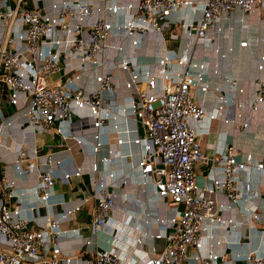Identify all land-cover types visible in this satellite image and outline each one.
<instances>
[{"label":"built area","instance_id":"2783aa9c","mask_svg":"<svg viewBox=\"0 0 264 264\" xmlns=\"http://www.w3.org/2000/svg\"><path fill=\"white\" fill-rule=\"evenodd\" d=\"M257 6L264 7V0H204L198 6L191 0H138L108 7L84 0H0V86H9L6 102L26 118L9 120L0 107V264H264L259 250L264 247V230L257 249L249 239L243 254L220 251L215 233L221 225L244 227L262 220L255 201L264 186V156L243 154L226 136L213 147L201 139L212 129L201 130L205 120L250 130L264 111V78L257 81L247 113L230 115L231 107L243 103L226 95L232 98L244 89L230 80L212 85L208 76L219 69L195 60L193 42L185 43L181 55L166 52L155 64L141 65L126 52L128 44L141 48L149 32L160 34L167 44L170 18L180 7H189L200 8L201 16L181 23L184 31L192 36L195 28L198 42L222 54L217 36L209 31L234 12L240 29L246 30V17ZM263 68L264 55L259 65ZM91 72L97 86L88 90L79 81ZM121 82L129 94L120 111L132 124L126 128L127 138L119 137L115 145L129 146L131 170L117 173L107 168L110 159L103 152L112 144L111 134L119 132L113 113L119 110ZM211 92L217 101L213 107L206 104ZM74 108L88 110L89 115L76 119ZM37 131L75 139L101 156L103 169L95 162L62 171L65 162L57 152H43L28 142ZM253 170L258 177L251 178ZM85 172L94 176L93 194L72 205L63 199L52 201L60 176L68 181ZM132 176L146 179L143 185L152 184L149 210L138 214L124 207L122 219L111 223L117 206L113 188L119 178L126 184ZM32 178V199L26 203L20 182ZM92 202L94 220L87 245L103 233L109 246L97 248L86 262L78 254L63 255L61 238H84L78 228L63 226ZM159 203L163 207L157 214ZM233 207L242 219L226 216ZM157 238L165 239L162 252L142 249L147 239Z\"/></svg>","mask_w":264,"mask_h":264},{"label":"crops","instance_id":"0c3cea01","mask_svg":"<svg viewBox=\"0 0 264 264\" xmlns=\"http://www.w3.org/2000/svg\"><path fill=\"white\" fill-rule=\"evenodd\" d=\"M92 4L93 6H110V5H127L129 3H136L138 0H84ZM195 6H198L204 0H191ZM238 12H234L232 18L223 19L218 23L217 29H211L210 35L217 36V44L221 47L222 54L207 47L196 40V29L191 28L192 36L188 35V32L184 31L181 23L190 18L199 19L201 16L200 8L180 7L176 17H171V26L168 29L166 35L167 44L164 43L160 34L149 32L143 39L141 48H135L131 44L127 46V54L134 56L138 63L141 65L155 64L159 57L163 56L166 52H172V54L181 55L185 43L187 41L193 42L194 58L198 62H204L211 67L214 65L218 67L219 72L215 73L211 71L208 79L214 86H222L227 81H234L239 88H243L244 92L237 93V96L226 95L227 99L233 100L237 103L242 102V107H231L229 114L234 115L236 112L247 113L249 109V101L252 100L257 88V81L264 78V68L259 69L261 63V56L264 55V7L257 6L246 17L248 28L246 30L240 29V24L236 22L235 17ZM122 15L121 17H124ZM122 19V18H121ZM170 32V35H169ZM174 35V36H171ZM247 41L246 46H242L241 43ZM226 54V55H223ZM76 62L77 60H73ZM0 75H3V71L0 68ZM88 90L94 89L97 86L94 72L85 73L82 79L79 81ZM6 89L3 85L0 87V107L4 108L1 103L4 101ZM129 91L125 88L123 82L118 92L116 103L118 109L115 113L117 116L118 133L113 132L111 134L112 144L104 149L103 156L110 159L107 168L117 173L130 172L131 166L129 160L126 158L129 146L115 145L119 137L127 138L126 128L131 127L132 120L126 118L120 111L126 103L125 99L128 96ZM206 104L209 107H213L217 104L214 93L211 92L206 96ZM5 113V112H4ZM106 113V112H104ZM5 115L9 120L18 119L19 122H25L26 118L19 112L14 106L8 105L6 107ZM81 115H89L88 110L74 108V118H80ZM194 126H197L196 122H192ZM263 124H264V111H260L257 116L256 122L253 124L250 130L242 131L237 126H232L224 122H213L210 124L208 120L202 124L203 129H211L209 136L201 135L203 142L208 141V147H213L215 141H219L222 144L224 137H227V141L234 143L243 154L252 152L256 158H262L264 156L263 145ZM208 137V138H207ZM15 144L20 143V137L16 133L14 136ZM30 145H37L43 152H57L58 158L64 160L65 164L62 171H74L77 168L88 167L95 162H99L100 170L103 169V163L99 161V157L91 152L90 149L82 148L75 139H66L57 132H43L37 131L35 134H31L28 139ZM113 150L110 154L108 151ZM3 156L9 158L8 150H2ZM202 168H199V173L202 174ZM60 172V171H59ZM61 173V172H60ZM59 173V174H60ZM258 177L256 171H252L251 178ZM109 181V178H105ZM105 180V181H106ZM146 179L137 178L132 176L131 180L124 184L121 178L118 179L117 186L114 187V191L117 194V206L113 210L111 223H115L122 219L123 208L127 207L132 213H138L142 210H149V191L152 192L153 186L150 183L143 185L142 181ZM34 185L33 178L29 181H21L19 193L26 200V203L32 199V193L30 188ZM95 181L93 174L85 172L82 176L72 177L70 180L65 181L61 176L59 177L55 186L52 201L54 203L65 200L67 204L72 205L79 202L86 196H89L95 191ZM224 202H227L225 198H222ZM257 205L261 207L262 220L260 222L251 221L249 226L244 227H230L221 225L220 228L215 230L217 236V242H219L220 251L227 250L237 254H243L248 248V241L252 239L254 244L252 245L257 249L261 231L264 230V186L261 189V195L255 201ZM162 204H158L156 213L160 214ZM57 209H61V206H57ZM151 209V208H150ZM42 213L46 212L45 208L41 209ZM226 216L233 217L235 219H242L240 210L233 207L226 211ZM94 220V203L86 205L80 210L72 220L63 226L64 229L78 228L84 235V238L80 237H64L60 239V245L63 255L78 254L81 259L91 261L93 254L97 248L108 247L109 238L103 233L98 234L94 238L92 244L87 245V239L92 235V224ZM157 226L153 227V231L157 232ZM245 232H250L251 237L245 238L243 235ZM163 241V248L159 249L157 241ZM165 248V239L157 238L154 240L147 239L146 246L142 247L144 250H150L155 253H160ZM260 252H264V247L261 246Z\"/></svg>","mask_w":264,"mask_h":264},{"label":"water","instance_id":"95a60500","mask_svg":"<svg viewBox=\"0 0 264 264\" xmlns=\"http://www.w3.org/2000/svg\"><path fill=\"white\" fill-rule=\"evenodd\" d=\"M3 86H4V88L6 89V93H8V88H9V86L7 85V84H5V83H1ZM1 87V86H0ZM1 105L4 107L3 108V111L6 113V107L8 106V103L6 102V100H5V98H4V101L1 103ZM238 264H241L240 262H238Z\"/></svg>","mask_w":264,"mask_h":264},{"label":"rangeland","instance_id":"374dc122","mask_svg":"<svg viewBox=\"0 0 264 264\" xmlns=\"http://www.w3.org/2000/svg\"><path fill=\"white\" fill-rule=\"evenodd\" d=\"M157 245H158L159 249L163 248V246H162L163 245V241L162 240H158L157 241Z\"/></svg>","mask_w":264,"mask_h":264}]
</instances>
